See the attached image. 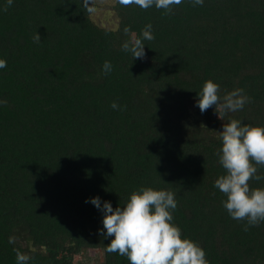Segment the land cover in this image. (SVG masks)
<instances>
[{
	"label": "trees",
	"instance_id": "16d2710c",
	"mask_svg": "<svg viewBox=\"0 0 264 264\" xmlns=\"http://www.w3.org/2000/svg\"><path fill=\"white\" fill-rule=\"evenodd\" d=\"M0 0V264H75L82 249L102 251L91 264H129L109 254L103 212L87 202L124 206L141 186L176 194L174 223L209 264H264V222L243 230L214 187L224 174L215 155L223 120L201 113L197 91L211 79L243 88L251 102L224 117L264 125V0H191L163 15L113 4L118 25L96 24L81 0ZM146 56L121 50L125 26ZM38 32L39 44L32 36ZM113 65L103 73V63ZM115 101L126 110L110 107ZM194 107L199 119H191ZM264 174V169H261ZM253 187L264 181H253ZM11 240V242H10Z\"/></svg>",
	"mask_w": 264,
	"mask_h": 264
},
{
	"label": "clouds",
	"instance_id": "9594fccd",
	"mask_svg": "<svg viewBox=\"0 0 264 264\" xmlns=\"http://www.w3.org/2000/svg\"><path fill=\"white\" fill-rule=\"evenodd\" d=\"M12 2L7 0L5 12ZM94 2L81 0L82 8L89 15L96 12ZM116 3L124 7L136 6L143 11L154 7L163 15H172L183 0H116ZM191 3L203 6L204 0H191ZM123 32L129 38L122 43L121 50L130 52L133 59H144V41L155 39L152 24H146L139 36L128 26ZM32 40L39 44L40 34L36 32ZM6 67L7 61L0 59V69ZM102 67L105 75L113 70L108 60ZM197 97L196 106L201 113L214 106L218 118L223 120L222 131H218L221 146L215 155L224 174L214 181V187L226 197L222 206L228 215L237 222H246L243 230L247 232L250 227L264 222V186H252L253 181H264V174H261V169H264V125H249L236 118L224 122L229 113L238 112L251 102L243 88L225 91L221 95L220 85L208 79L197 91ZM6 103V100L0 101V104ZM110 107L126 110V105L121 107L115 101ZM175 197L171 190L141 186L130 193L122 207L113 208L109 201L101 204L98 196L86 200V203H92L103 212V229L99 234L111 238L106 245L107 253L126 257L129 264H209L200 244L184 237L174 223L173 213L178 206ZM13 251L16 264H29L31 257L28 254L18 249Z\"/></svg>",
	"mask_w": 264,
	"mask_h": 264
},
{
	"label": "rangeland",
	"instance_id": "374dc122",
	"mask_svg": "<svg viewBox=\"0 0 264 264\" xmlns=\"http://www.w3.org/2000/svg\"><path fill=\"white\" fill-rule=\"evenodd\" d=\"M114 1L115 0H95L94 6L96 12L90 16L96 24L112 29L117 27L118 18L113 9ZM195 110L194 107H191L190 117L193 120L199 119V116L195 114ZM101 259L102 251L94 248L82 249L73 255V261L75 264H91L99 262Z\"/></svg>",
	"mask_w": 264,
	"mask_h": 264
}]
</instances>
